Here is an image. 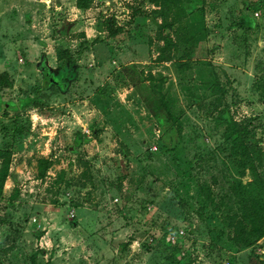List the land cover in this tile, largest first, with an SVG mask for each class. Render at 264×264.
I'll return each mask as SVG.
<instances>
[{
	"label": "rangeland",
	"instance_id": "rangeland-1",
	"mask_svg": "<svg viewBox=\"0 0 264 264\" xmlns=\"http://www.w3.org/2000/svg\"><path fill=\"white\" fill-rule=\"evenodd\" d=\"M85 2L0 0V264H264L225 224L253 175L223 137L264 158V0H192L180 36L148 0Z\"/></svg>",
	"mask_w": 264,
	"mask_h": 264
},
{
	"label": "trees",
	"instance_id": "trees-1",
	"mask_svg": "<svg viewBox=\"0 0 264 264\" xmlns=\"http://www.w3.org/2000/svg\"><path fill=\"white\" fill-rule=\"evenodd\" d=\"M148 1L157 7V11H154L153 14L159 16L162 30L170 29L175 25L176 34L179 33V36L180 32H185L187 30L181 23V19L185 15L183 4H188L192 0ZM75 6L77 9L86 10L88 8V3H86L85 0H76ZM171 13L173 16H171ZM188 38L194 40V34H190ZM163 39L166 46L173 45L175 48V43H173L170 37ZM60 56L61 54L56 50L57 62L61 61ZM42 72L44 73V87L51 86V91L53 93L56 92V86L60 85L61 79L54 78L53 75H50L46 67L42 68ZM4 77L6 78V74H3L2 78ZM59 87V89L63 90V86L60 85ZM256 88L257 90L264 89V74L257 83ZM225 128L223 137L230 143L229 148L231 156H239L243 161V168H249L253 175V180L251 182L242 183L234 179L229 185V191L234 198L237 213L227 217L226 220L228 221H226L225 224L232 233L234 245L239 249H243L255 245L264 237V180L258 176V168L260 164H264V158L262 157L256 140L251 137L247 131V125L229 120ZM19 130L20 127L17 126L15 131L18 132ZM48 163V160L45 158L38 159L37 169L40 173V178L45 176L49 165ZM7 175L8 164L3 163L0 169V197ZM199 194L206 203L212 204L208 188H204V186L201 185L199 187ZM17 195L18 191L16 189L13 190L10 196L11 200H15Z\"/></svg>",
	"mask_w": 264,
	"mask_h": 264
},
{
	"label": "built area",
	"instance_id": "built-area-1",
	"mask_svg": "<svg viewBox=\"0 0 264 264\" xmlns=\"http://www.w3.org/2000/svg\"><path fill=\"white\" fill-rule=\"evenodd\" d=\"M153 150L155 151L156 148H153ZM183 236H184V231L180 230V231H173V233L169 235L168 238L170 243L174 244L179 238H182Z\"/></svg>",
	"mask_w": 264,
	"mask_h": 264
},
{
	"label": "crops",
	"instance_id": "crops-1",
	"mask_svg": "<svg viewBox=\"0 0 264 264\" xmlns=\"http://www.w3.org/2000/svg\"><path fill=\"white\" fill-rule=\"evenodd\" d=\"M75 3H76V0H75ZM75 8H76V6H75ZM76 9H77V8H76ZM79 11H85V10L77 9V12H79Z\"/></svg>",
	"mask_w": 264,
	"mask_h": 264
}]
</instances>
